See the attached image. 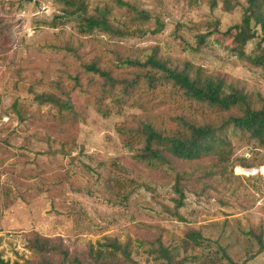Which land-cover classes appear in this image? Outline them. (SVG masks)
Here are the masks:
<instances>
[{"label":"rangeland","instance_id":"1","mask_svg":"<svg viewBox=\"0 0 264 264\" xmlns=\"http://www.w3.org/2000/svg\"><path fill=\"white\" fill-rule=\"evenodd\" d=\"M206 1L190 6L185 0H130L159 16L164 28L155 35L118 38L98 30L81 34L76 19L60 17L63 4L56 0H0V252L6 260L61 261L57 252L34 247L40 237L71 253L116 239L128 243L140 263L163 264L147 253L150 241L161 237L182 257L212 252L217 264H229L215 253L220 246L233 260L264 264L254 235L264 239V146L231 132L224 163L211 157L173 163L179 173L198 168V175L182 180L185 220H180L164 207L175 205L174 170L137 163L125 143L132 136L127 127L148 117L166 132L175 130L177 114L211 122L222 112L185 98L167 81L153 87L142 82L131 93L115 95L83 68L99 59L115 76L130 77L133 68L119 65L116 56L144 60L158 46L174 63L187 59L264 96V69L256 63L264 54L261 35L249 41L244 57L229 35L217 34L200 48L196 44L207 20L220 18L223 31L238 23L245 0L233 13L209 16ZM88 2L90 9L97 4ZM131 16L115 8L111 17L119 24ZM130 28L155 30L156 23L132 20ZM49 92L69 99L76 114L35 99ZM210 170L216 173L207 174ZM196 230L204 244L187 252L181 239Z\"/></svg>","mask_w":264,"mask_h":264},{"label":"trees","instance_id":"2","mask_svg":"<svg viewBox=\"0 0 264 264\" xmlns=\"http://www.w3.org/2000/svg\"><path fill=\"white\" fill-rule=\"evenodd\" d=\"M56 1L63 4L60 17L64 22L76 19L81 34H91L98 30L111 37L130 38L145 35L147 32L155 35L162 31L165 24L159 16L148 9L137 7L130 0H96L97 4L93 9H90L88 0ZM185 1L190 6H196L200 2V0ZM206 3L210 10L208 16L215 13L230 14L242 5L240 0H207ZM115 8L131 14L129 21L125 20V22L116 24L115 19L111 17ZM243 8V18L225 31L220 29V18L207 20L200 29L206 31L196 36L197 46L200 48L206 45L209 39L217 34L229 35L233 40L234 51L240 57H244L247 53L245 48L251 39L258 35L264 38V0H245ZM132 20L142 23L154 20L156 29L137 28L133 30L130 28ZM261 55L256 59V63L264 69V54ZM116 60L119 65L133 68L130 77L128 73L119 77L115 76L113 68L103 67L99 59L84 63V72L97 80L102 79L104 85H108L115 95L131 93L142 82L153 87L167 81L185 98L200 103L206 108L222 112L218 120L213 119L211 122H198L192 116L177 114L173 117L175 130L166 132L148 117H138L131 121L129 127L125 126L132 135L131 139L125 140V143L134 151L132 157L137 163L153 170L165 171L168 168L174 170L176 178L173 188L177 193V196L173 198L175 205L173 208L166 205L164 207L173 216L185 220L180 208L185 204L186 187L181 183L183 179L198 175V168L193 166L189 173H179L173 168V163L197 164L207 157L216 158L219 163H224L231 145L229 141L231 132H242L244 136H249L264 146V96L261 93L248 92L238 82L228 80L225 76L210 74L202 66L187 59L174 63L161 54V48L158 46H154L153 53L144 60L130 55H117ZM66 94L69 95V93ZM35 99L42 104L52 103L60 110H67L69 114H76L71 101L64 99L60 94L53 92L36 94ZM97 109L102 110L100 107ZM215 171L210 170L207 174L214 175ZM203 183L206 184V181ZM207 192L204 190L201 193L205 195ZM254 235L260 243L261 248L258 249L260 252L264 250V239L259 234L254 233ZM205 239L202 232L196 230L181 241L188 252L203 246ZM150 242L147 253L155 255V258L161 260L163 264H189V262L217 264L214 259L215 254L212 252H200L196 256L193 254L182 257L179 248L173 246L172 241L158 237ZM34 247L41 253L54 254L57 252L60 254L59 258L62 259L58 261L45 258L39 264H142L132 256L133 250L128 243L123 245L116 239L98 241L97 245L90 243L88 249L80 253H71L68 248L57 247L49 238L37 237ZM219 248L220 250L215 253H221V259L229 264H243V262L233 260L225 249L220 246ZM202 255L203 258H201ZM0 264L38 263L11 262L6 260L0 252Z\"/></svg>","mask_w":264,"mask_h":264}]
</instances>
